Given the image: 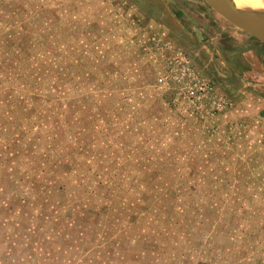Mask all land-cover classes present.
Returning a JSON list of instances; mask_svg holds the SVG:
<instances>
[{"label":"rangeland","instance_id":"obj_1","mask_svg":"<svg viewBox=\"0 0 264 264\" xmlns=\"http://www.w3.org/2000/svg\"><path fill=\"white\" fill-rule=\"evenodd\" d=\"M257 42L206 0H0V264H264Z\"/></svg>","mask_w":264,"mask_h":264},{"label":"water","instance_id":"obj_2","mask_svg":"<svg viewBox=\"0 0 264 264\" xmlns=\"http://www.w3.org/2000/svg\"><path fill=\"white\" fill-rule=\"evenodd\" d=\"M206 1L229 22L264 44V21L254 19L241 13L226 0Z\"/></svg>","mask_w":264,"mask_h":264},{"label":"bare ground","instance_id":"obj_3","mask_svg":"<svg viewBox=\"0 0 264 264\" xmlns=\"http://www.w3.org/2000/svg\"><path fill=\"white\" fill-rule=\"evenodd\" d=\"M241 13L264 21V0H226Z\"/></svg>","mask_w":264,"mask_h":264},{"label":"crops","instance_id":"obj_4","mask_svg":"<svg viewBox=\"0 0 264 264\" xmlns=\"http://www.w3.org/2000/svg\"><path fill=\"white\" fill-rule=\"evenodd\" d=\"M258 42L257 43H261V44H258V46H256V47H258V48H260V51L261 52H263V54H264V44L262 43V42H260L259 40H257ZM259 45H261V46H259Z\"/></svg>","mask_w":264,"mask_h":264}]
</instances>
